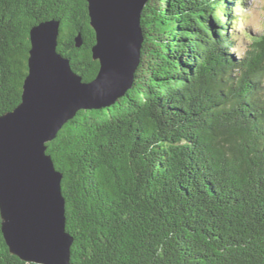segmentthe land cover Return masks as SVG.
<instances>
[{"label": "trees", "instance_id": "obj_1", "mask_svg": "<svg viewBox=\"0 0 264 264\" xmlns=\"http://www.w3.org/2000/svg\"><path fill=\"white\" fill-rule=\"evenodd\" d=\"M238 7L149 0L132 86L46 143L70 264H264V36L249 32L243 57L229 50ZM49 19L61 22L57 51L94 78L86 0H0V115L20 102L29 29ZM0 264H35L1 228Z\"/></svg>", "mask_w": 264, "mask_h": 264}, {"label": "water", "instance_id": "obj_2", "mask_svg": "<svg viewBox=\"0 0 264 264\" xmlns=\"http://www.w3.org/2000/svg\"><path fill=\"white\" fill-rule=\"evenodd\" d=\"M149 0H86L94 31L93 79L83 80L57 51L61 22L28 32L30 47L20 102L0 115V228L11 254L35 264H70L62 173L46 143L79 110L102 109L132 86L140 62L141 15ZM82 37H74L75 47Z\"/></svg>", "mask_w": 264, "mask_h": 264}, {"label": "clouds", "instance_id": "obj_3", "mask_svg": "<svg viewBox=\"0 0 264 264\" xmlns=\"http://www.w3.org/2000/svg\"><path fill=\"white\" fill-rule=\"evenodd\" d=\"M246 7H238L234 11L231 37L234 43L229 49L238 57H243L249 50L254 37L249 30L264 36V0H243Z\"/></svg>", "mask_w": 264, "mask_h": 264}, {"label": "rangeland", "instance_id": "obj_4", "mask_svg": "<svg viewBox=\"0 0 264 264\" xmlns=\"http://www.w3.org/2000/svg\"><path fill=\"white\" fill-rule=\"evenodd\" d=\"M245 7H246V3H245ZM249 32H250L251 34H258V33H253V32H251V30H249Z\"/></svg>", "mask_w": 264, "mask_h": 264}]
</instances>
